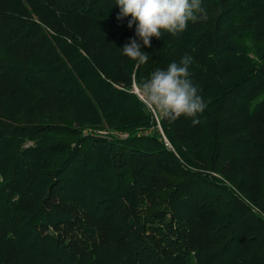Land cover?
Segmentation results:
<instances>
[{"label": "trees", "instance_id": "16d2710c", "mask_svg": "<svg viewBox=\"0 0 264 264\" xmlns=\"http://www.w3.org/2000/svg\"><path fill=\"white\" fill-rule=\"evenodd\" d=\"M202 6L143 46L116 0H0V264H264V0ZM186 55L161 134L132 86Z\"/></svg>", "mask_w": 264, "mask_h": 264}, {"label": "clouds", "instance_id": "9594fccd", "mask_svg": "<svg viewBox=\"0 0 264 264\" xmlns=\"http://www.w3.org/2000/svg\"><path fill=\"white\" fill-rule=\"evenodd\" d=\"M120 8L117 19L130 16L128 27L135 24V37L150 46L151 38H159L162 30L173 35L183 32L189 22L207 18L202 0H116ZM133 37L121 47L122 54L144 64L149 56L142 51V45ZM190 56L180 62H171L166 69H157L147 80L132 86V91L146 109L163 118L175 120L181 116L193 118L199 123L198 114L206 108L203 97L189 79Z\"/></svg>", "mask_w": 264, "mask_h": 264}, {"label": "rangeland", "instance_id": "374dc122", "mask_svg": "<svg viewBox=\"0 0 264 264\" xmlns=\"http://www.w3.org/2000/svg\"><path fill=\"white\" fill-rule=\"evenodd\" d=\"M150 112H151V115H152V117H153V119L155 120V126L159 129V131H160V133L161 134H163V131H162V128H161V126H160V124H159V117H158V114L156 113V112H154V111H151L150 110ZM144 128H142V127H139V130L137 129L136 131H138V132H142V131H147L148 129H144ZM113 135H115V136H117V137H126L127 135H128V132H126V131H121V130H109ZM102 132H106V131H102ZM164 141H165V144L168 146V147H170V144H169V142L166 140V138L164 137ZM261 174H262V176H264V168L263 169H261Z\"/></svg>", "mask_w": 264, "mask_h": 264}]
</instances>
